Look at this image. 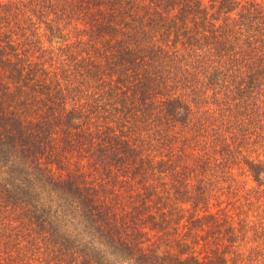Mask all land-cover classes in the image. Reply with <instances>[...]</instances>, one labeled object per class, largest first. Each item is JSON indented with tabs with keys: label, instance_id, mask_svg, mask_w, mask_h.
Returning a JSON list of instances; mask_svg holds the SVG:
<instances>
[{
	"label": "trees",
	"instance_id": "1",
	"mask_svg": "<svg viewBox=\"0 0 264 264\" xmlns=\"http://www.w3.org/2000/svg\"><path fill=\"white\" fill-rule=\"evenodd\" d=\"M256 143L264 0H0V264H236L171 234Z\"/></svg>",
	"mask_w": 264,
	"mask_h": 264
},
{
	"label": "rangeland",
	"instance_id": "2",
	"mask_svg": "<svg viewBox=\"0 0 264 264\" xmlns=\"http://www.w3.org/2000/svg\"><path fill=\"white\" fill-rule=\"evenodd\" d=\"M16 55L32 61L33 49H17ZM26 55L28 58H25ZM214 136H217L214 144L221 145L219 139L221 136ZM210 143L208 141V145ZM252 146L253 150L248 149L243 155L250 158L258 157L264 161V148L257 147V143ZM69 159H71L69 162L74 161V158ZM179 163L194 167L195 162L180 157ZM219 175L223 181H220L219 187L216 185V189L212 190H215L214 193L211 191V194L205 195L203 202L195 205L189 200L177 204L176 208L182 212L171 236L176 235L173 239L178 241L184 240L192 255L201 261L221 255L227 260L235 257L236 264H264V187H258L253 182L245 170L241 157L229 167V170L224 169ZM190 217L201 218L202 224L190 227L188 223ZM8 247L6 250L0 249V261H5V256L22 261L28 257V253L29 256L35 257L34 252L27 249L25 244L20 246L8 244ZM23 247L27 249L25 254H21ZM225 264L231 263L227 261Z\"/></svg>",
	"mask_w": 264,
	"mask_h": 264
}]
</instances>
